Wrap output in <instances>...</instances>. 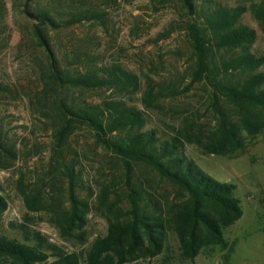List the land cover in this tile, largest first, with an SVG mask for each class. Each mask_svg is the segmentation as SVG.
<instances>
[{
    "label": "rangeland",
    "instance_id": "1",
    "mask_svg": "<svg viewBox=\"0 0 264 264\" xmlns=\"http://www.w3.org/2000/svg\"><path fill=\"white\" fill-rule=\"evenodd\" d=\"M4 1L7 10L0 18V140L5 146L15 148L16 153L7 156L0 148V195L7 205L0 211V235L24 242L17 228L25 225L42 232L66 252L81 253L97 239L108 236L110 220L115 221L122 213L126 216L131 207L124 164L98 142L95 132L78 126L74 128L65 157L78 173L77 196L89 203L83 225L86 242L81 243L77 238L81 223L75 225L73 236L66 239L56 222L60 207H71L70 183L55 160L53 121L48 115L52 107L41 99L48 62L33 33L37 22L26 9L32 13L42 1L63 8L79 1L102 12L105 25L85 22L50 32L58 54L64 56L78 48L89 50L103 65L119 64L136 73L143 90L149 80L179 86L182 95L163 98L153 108H146L141 93L132 102L147 113L148 128H157L166 135L183 131L186 140H193L186 144L185 155L205 175L236 185L243 209L242 218L224 232L225 249L207 246L192 260L185 256L178 235L169 231L162 253L154 257L138 253L126 264H264V132L255 137L244 132L247 148L240 155L205 154L194 143L196 130L188 132L189 126L198 124L210 130L216 124V117L210 88L205 83L191 85L197 58L188 30L192 17L184 3L181 0ZM196 1L203 4L206 0ZM209 1L246 8L241 21L257 33L252 51L264 56V28L250 10L262 0ZM260 70L264 71V66ZM99 94L75 93L76 99L84 103L96 102ZM131 179L137 188L151 193L160 202L165 214L173 209L177 211L187 199L180 188L146 164L134 165ZM105 187L111 193L103 203ZM25 195H34L39 209L30 208ZM47 198L51 203L45 205ZM3 264L14 263L4 260Z\"/></svg>",
    "mask_w": 264,
    "mask_h": 264
},
{
    "label": "trees",
    "instance_id": "2",
    "mask_svg": "<svg viewBox=\"0 0 264 264\" xmlns=\"http://www.w3.org/2000/svg\"><path fill=\"white\" fill-rule=\"evenodd\" d=\"M181 1L192 17L188 30L197 58L191 85L205 83L210 88L211 107L216 117V124L210 130L194 124L187 131L196 130L194 143L205 154L245 153L247 141L243 133L255 137L264 132V71L260 70L264 56L252 51L256 30L242 23V16L247 12L244 7L232 8L209 0L203 4L196 0ZM6 10L5 1L0 0V18ZM34 10L31 13L27 8L26 13L37 22L33 33L48 62L41 99L51 103L52 112L48 115L53 121L55 160L70 183L71 207H60L56 217L61 235L68 239L73 236L75 225L81 223L77 238L81 243L86 242L83 225L89 203L77 196L78 173L65 157L74 128L78 126L95 132L98 142L124 164L131 207L127 217L122 213L115 221L110 220L108 236L97 239L81 253H68L42 232L20 225L17 230L24 242L0 235V264L4 260L14 264H126L138 253L153 257L162 253L169 231L178 235L185 256L192 260L204 247L227 248L224 232L243 216L237 186L205 175L185 155L186 144L193 140H186L183 131L166 135L157 128H148L147 113L132 102L141 93L142 103L146 108H153L163 98L182 95L181 88L149 80L143 90L136 73L119 64L103 65L86 49H74L60 56L50 32L85 22L105 25L104 14L92 5L76 1L63 8L42 1ZM250 10L264 28V0L254 3ZM77 91L100 93V99L79 102ZM0 148L7 156L16 153L15 148L5 146L1 140ZM138 164L150 166L187 195L177 211L163 213V207L151 193L132 183L133 166ZM110 193L108 187L103 189V203L108 201ZM25 199L30 208L39 209L34 195H25ZM50 201L47 198L45 205ZM6 206L0 195V211Z\"/></svg>",
    "mask_w": 264,
    "mask_h": 264
}]
</instances>
